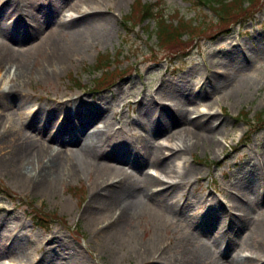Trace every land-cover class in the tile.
<instances>
[{
    "label": "rangeland",
    "instance_id": "1",
    "mask_svg": "<svg viewBox=\"0 0 264 264\" xmlns=\"http://www.w3.org/2000/svg\"><path fill=\"white\" fill-rule=\"evenodd\" d=\"M51 1L0 0V24L11 26L22 15L23 2L32 3V8L36 4L33 11L45 22ZM135 1L64 0L43 27L34 34L27 27L23 30L28 35L25 41L11 43L17 51L30 50L29 75L15 76L16 61L0 64V101L19 103L20 107L15 113L0 109V187L13 195L11 198L6 191L0 194V245H17V251L0 254V264H231V257L241 256L252 259L239 264H264V0L256 7L248 6L250 18L230 25L217 23L196 41L185 36L182 44L159 51L156 58L151 49H158L157 37L144 29L146 22L133 29L123 24ZM142 1L163 3L168 19L194 18L207 24L218 21L207 6L196 9L187 0ZM75 4H80L78 10H73ZM2 7L10 9L1 13ZM40 8L44 11L38 12ZM83 10L106 19L92 30H84L76 45V37H71L61 22L81 17ZM27 21L30 26L35 24ZM135 23H139L136 18L131 25ZM18 27L21 30V25ZM151 27L155 28L154 22ZM52 38L59 46H53ZM108 53L121 75L110 88L96 92L95 79L101 72L95 65ZM214 73H224L225 81L208 95L196 98L185 116L194 118L201 112L215 111L216 118L220 117L217 123L224 121V125L213 130L214 137L206 142L195 143L192 138L191 148L176 155L174 164L181 162V171L185 164L194 168L185 185L169 200L158 196L155 203L144 202L124 221L119 220V213L125 208L126 196L105 211L99 201L102 191L121 177L110 164L121 166L137 186L144 185L143 172L166 181L181 180L179 172L169 178L152 166L153 156L144 149L148 125L138 102L151 108L149 114L159 115L163 104H180L182 91L199 95ZM76 80L82 85L80 89ZM96 105H103L106 112L89 129L95 125L104 129L103 151L129 148L132 161L145 156L142 167L127 161L90 158L84 162L75 158L54 173L49 154L38 161V151L44 152L48 142L28 128L36 113L39 120L53 126L66 123L68 111L84 114L87 107ZM184 125L179 121L170 131L152 137L156 144H164L160 146L163 159L171 155L166 143L190 141L187 130L172 137ZM17 132L26 135L19 143L26 148L28 169L33 168L29 177L18 172L11 156ZM66 148L54 145L55 152ZM254 166L255 175L249 174ZM43 169H47L45 173ZM40 171L49 178L44 185L40 184ZM251 185L253 193L243 191ZM236 203L249 205L248 212ZM39 212L45 222L51 215L55 220L41 227L35 219ZM233 217L242 224L236 243L229 247ZM210 222L214 228L199 235L196 229Z\"/></svg>",
    "mask_w": 264,
    "mask_h": 264
},
{
    "label": "bare ground",
    "instance_id": "2",
    "mask_svg": "<svg viewBox=\"0 0 264 264\" xmlns=\"http://www.w3.org/2000/svg\"><path fill=\"white\" fill-rule=\"evenodd\" d=\"M64 0H52L50 3V15L46 17V19L51 18L52 15L57 11V9L60 8ZM32 3H24L23 2V9H22V15L19 16L16 20L13 21L12 25L7 27L5 25L0 24V56H3V59L0 60V64H6L8 61L13 60L17 64L15 69V76L20 75L26 77V74L29 75L31 71V60L30 56L27 52H30V50L25 52L17 51L16 47L11 44H20L23 41H25L26 35L23 33V30L28 29L29 33H35L38 31L41 27L44 26L46 20L39 19L38 13H34L33 9H37V5L34 4L33 8L30 7ZM87 5H90V3H87ZM27 7H30L32 10V13L29 11ZM80 8V4H75L73 7V10H78ZM6 7H2L1 13L8 11L10 8L6 9ZM72 9V8H71ZM25 10V11H24ZM44 8H40L38 12H43ZM83 15L81 17L72 19V20H64V22H61V25L63 24L66 28H68L69 33L71 34V37H76V45L80 43V35L84 30H92L94 27H96L101 20H105L106 17L98 16L97 14H90L88 11L83 10ZM27 19L31 22H34L32 26H30L29 23H27ZM19 25H21V30L19 29ZM27 33V34H29ZM8 40L10 42H8ZM53 46L57 47L59 46V41L55 38H52ZM252 50V49H251ZM251 58L254 57L255 53L253 51L250 52ZM225 74H216L213 75V80L210 79L208 81L207 87H203L204 89L201 91V93L197 96H194L193 94H187L185 91H182V99L180 100V104L177 105H167L163 104L160 109V114H149L150 107H147V105L144 104L143 101H139L138 105L140 106V109L142 110L143 116L146 118V123L148 125L147 132H148V138L144 145V149L147 150V152H150L151 157L153 156L152 160V166L162 174H164L166 177H171V173L179 172V177L181 180L179 181H166L163 177L149 174V172H143L140 174L144 178V182L142 186H137L135 184V180L133 177L123 172L121 169V166H115L114 164H110L112 166V171H116V173H120V180L118 183L115 181L109 182L107 187L103 189L102 195L100 196L101 199L100 204L103 206V209L105 211H108L109 208L116 203V201L120 202V199H122V196H126L125 201V208L121 209L122 212L119 213V220L124 221L123 219L127 218L132 215L137 209L142 205L144 202H157L158 196H165L167 200H169L172 195H176V192L179 188L183 187L185 185L186 178L191 175L194 172V168L191 165L185 164L183 167H181V162H177L174 164V159H176V155L181 150H188V147L191 148V140L192 138L196 139V142H206L208 139L214 137L213 130H215L217 127L223 126L224 121H221L217 123V121H220V117H217V112H201V115L197 117H186L185 113L188 110V106L195 101L196 98L204 97L205 95H208L210 91H214L217 89L225 80ZM208 80V77H207ZM206 80V83H207ZM205 85V83H204ZM203 85V86H204ZM217 85V86H215ZM20 108L19 103H14L13 105H6L4 102L0 101V109L3 111L4 109H10V112H17ZM106 112V108L103 105H96L86 108V112L82 114L81 112L75 113V115L72 114L71 111H68L66 114L67 122H63L62 124H54L52 126L51 123L46 124L44 120L41 118L39 120V116L34 115L30 121L28 128L30 130H35L37 132L36 135L42 134L44 141L48 142V148L43 152L41 150L38 151V161L42 160V157H44L45 154H49L50 159V165L52 170L60 169L61 166L65 167L66 164H68V161L74 160L75 158L83 160L84 162L89 161L90 158L92 160L96 159H106L108 161H118V162H132L139 168L142 167V165L145 163L144 155L140 158V160H134V155L131 157L130 153L131 149L129 148H122L117 150H112L111 153H106L102 149L105 131L104 129L98 127L95 125L90 130L89 127L92 125V123L102 117ZM172 114L175 115L174 119H172ZM50 116H52V113H50ZM49 116V117H50ZM183 121L185 123L184 127L180 129L175 134H172V137H177L179 134H182L183 131L187 132V135L190 136V141H180L176 142L173 141L171 143H166L167 146H169V150L171 151V155L167 156L168 158L163 159L164 151L163 148H161V145L164 144H156L152 141V137L161 132L165 133L167 131H170L169 128L179 122ZM214 123L216 125H214ZM51 129V131H50ZM52 129L54 131H52ZM46 131V133H45ZM44 132V134H43ZM17 141L16 147L12 153V159L13 162H16V169L19 173L22 175H27L29 177V174L31 173L30 168L28 169L29 163L26 161V155L24 154L26 151V148L24 146L21 147L20 141H25L26 135L20 134V132H17ZM174 140V139H173ZM194 143H192L193 145ZM54 145L57 147H69L64 150V152L58 151L55 152ZM218 145V144H217ZM74 146L75 148H71ZM186 147V148H185ZM48 149V150H47ZM25 156V157H24ZM24 157V161H23ZM74 164L76 162H73ZM49 167V163H48ZM119 167V168H118ZM123 168V167H122ZM44 170V169H43ZM42 170V171H43ZM47 169L44 170V173ZM257 171L256 166L253 167V169L249 172V174L255 175L254 172ZM43 172L40 171V184L44 185L49 180L47 176ZM49 173V169H48ZM52 173V172H51ZM52 173V174H54ZM161 174V175H162ZM53 176V175H52ZM52 178V177H51ZM50 178V179H51ZM256 181V177L254 178V182ZM165 185L164 188H161L160 190L157 189V186L159 185ZM256 184V183H255ZM131 189V190H129ZM254 186H247L246 188H243V191H245L247 194L253 193ZM236 206H240V208L245 209L248 212L249 205L243 206L242 203H236ZM125 209V210H124ZM170 209H174V204H170ZM124 210V211H123ZM174 211V210H172ZM248 215V214H246ZM219 217H216V221H218ZM242 222L240 219L233 217L230 224V229L228 230L229 234V247L232 246V244H235L237 241V234L240 230ZM214 223L206 224L205 227H202L200 229H196L197 233L199 235H204L208 233V231L212 230ZM235 227H237V231H235ZM201 232V233H200ZM17 251V245L14 244L12 248L3 247L0 245V254L1 253H11ZM72 255L74 256V252L72 251ZM252 259L249 256H241L239 258L231 257L229 259L231 264H239L242 261H248Z\"/></svg>",
    "mask_w": 264,
    "mask_h": 264
},
{
    "label": "trees",
    "instance_id": "3",
    "mask_svg": "<svg viewBox=\"0 0 264 264\" xmlns=\"http://www.w3.org/2000/svg\"><path fill=\"white\" fill-rule=\"evenodd\" d=\"M190 4L196 8L208 7L214 11L217 15L218 21L207 24L206 21H196L193 19H185L184 17H177L176 19H168L165 14V8L161 2H143L142 0H136L133 9L129 15L124 17L123 24L129 26L132 29L136 28L138 24L145 23L144 29H147L149 33L156 34L158 49H151L153 58H156L159 51L171 49L168 47L176 46L182 44L187 36L186 40H197L201 36L205 35L206 30L215 26L217 23H222L224 25H230L231 22L244 20L250 18L252 11L250 7H256L257 4L262 0H187ZM246 2L248 5L246 6ZM257 2V3H256ZM249 5H252L248 8ZM134 18L138 20L139 23L131 25ZM151 22L155 23V28L151 27ZM146 27V28H145ZM150 34V35H151ZM212 37V35H211ZM115 59L113 56L108 54H102L96 65L95 69L101 72L100 77L95 79V90L101 91L109 88L115 81L116 77L121 75V70L117 66L113 68V62ZM77 81V80H76ZM78 84L80 83L77 81ZM80 86V85H79ZM264 113L261 114V116ZM248 116V113H246ZM262 119V117H261ZM260 121V119H259ZM249 124L250 121H248ZM9 192L10 197L13 195L8 189L0 187V193ZM41 212H39V217L35 219L39 222L38 224L46 227L48 222L52 223L55 220V216H48V219L43 220ZM48 221V222H47Z\"/></svg>",
    "mask_w": 264,
    "mask_h": 264
}]
</instances>
